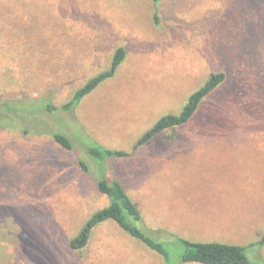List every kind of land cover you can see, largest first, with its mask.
<instances>
[{
    "label": "rangeland",
    "instance_id": "1",
    "mask_svg": "<svg viewBox=\"0 0 264 264\" xmlns=\"http://www.w3.org/2000/svg\"><path fill=\"white\" fill-rule=\"evenodd\" d=\"M121 47L114 78L72 112L46 111ZM214 73L226 81L187 125L133 152ZM0 105V264H165L113 221L70 247L109 205L103 176L123 184L174 264L178 239L246 247L264 264V246L250 247L264 234V0H0ZM95 144L131 156L100 167Z\"/></svg>",
    "mask_w": 264,
    "mask_h": 264
},
{
    "label": "trees",
    "instance_id": "2",
    "mask_svg": "<svg viewBox=\"0 0 264 264\" xmlns=\"http://www.w3.org/2000/svg\"><path fill=\"white\" fill-rule=\"evenodd\" d=\"M152 1L158 4L162 0ZM126 59V49L123 47L119 48L114 54L111 67L108 71L89 80L83 87L77 90L72 100L61 108L48 105L46 111L49 113H55L59 110L66 113L72 112L101 85L114 78ZM225 81V73L212 74L207 82L190 96L188 103L180 114H168L158 120L137 142L133 152L148 145L155 137L164 132L187 125L199 112L204 101L218 90ZM54 139L63 148L68 150L73 149L72 141L67 136L55 134ZM87 154L100 167L107 165L109 161L124 160L131 156L126 151L110 150L98 144L90 147L87 150ZM80 166L85 171L89 170L87 163L83 161L80 162ZM98 189L108 198L109 205L93 214L78 236L71 240L70 247L73 250L81 251L85 249L89 245L95 229L108 221H113L132 238L142 242L148 248L161 255L164 258L165 264H174L165 244L154 240L139 227L143 222L142 213L119 180L103 176V178L98 180ZM177 242L183 246L184 251L180 262L177 261L176 264H251L247 256L246 247L221 243L192 242L186 239H178ZM254 246H264V234L258 243L250 245V247Z\"/></svg>",
    "mask_w": 264,
    "mask_h": 264
}]
</instances>
